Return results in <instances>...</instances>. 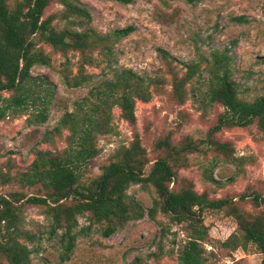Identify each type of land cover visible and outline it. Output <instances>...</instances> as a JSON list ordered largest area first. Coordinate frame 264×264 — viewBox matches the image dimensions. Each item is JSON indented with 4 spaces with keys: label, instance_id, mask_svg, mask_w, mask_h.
Returning a JSON list of instances; mask_svg holds the SVG:
<instances>
[{
    "label": "rangeland",
    "instance_id": "rangeland-1",
    "mask_svg": "<svg viewBox=\"0 0 264 264\" xmlns=\"http://www.w3.org/2000/svg\"><path fill=\"white\" fill-rule=\"evenodd\" d=\"M76 1L71 3L83 6L89 20L76 15L65 19L63 0H51L43 18L54 17L51 26L57 31L87 30L95 36L108 37L110 53L102 54L99 49L86 53L93 62L85 65L79 51L61 53L35 38L32 50L45 56L48 64L34 65L30 74L45 78L54 96L42 124H27L29 114L0 121V195L18 193L24 199L44 196L39 184L25 185L22 178L36 153L53 154L66 149L68 130H56L63 115L79 112L80 107L85 111L89 106L84 107L86 102L93 103L90 94L95 93L91 90L101 81L112 80L115 72L130 70L150 82L145 80L144 86L149 100L135 102L133 122L127 121L117 106L98 115L99 121L109 117L105 126L108 131L93 132L98 153L82 181L97 177L101 167L115 161L118 151L130 147L135 140L144 151L145 172L156 159L166 156L159 147L163 141L180 148L195 145V152L180 154L179 165L183 161L187 164L178 168L175 185L170 188L177 191L191 184L195 192H205L211 200L232 199L231 207L246 219L264 214L262 207L253 206L251 198L242 199L243 195L264 196V134L256 124L225 127L209 134L223 108L202 96L208 88L212 54L222 52L230 58L229 78L236 84L239 98L252 101L264 95V0H195L192 4L186 0H133L132 4ZM19 2L22 0H9L8 7L14 9ZM128 26L132 32L127 36H111ZM191 64L196 69L183 81L182 96L180 92L177 95L173 83L185 76ZM80 70L92 78L77 88L67 86L65 81H71ZM214 143L223 146L219 148ZM126 193L140 205L144 217L110 237H103L94 226L88 236L76 239L65 262L59 261V241L49 234L51 218L44 207L20 201L19 226L35 237L34 243H26L32 250L30 264H178V249L192 237L185 228L188 222L177 224L159 210L151 220L147 211L158 200L151 187L133 185ZM231 212L225 209L202 213L198 226L206 227L207 236L198 247L205 251V264H260L261 255L255 245L228 248L226 240L233 234L240 236ZM78 224L79 228L86 226V217H78ZM0 264H8L1 255Z\"/></svg>",
    "mask_w": 264,
    "mask_h": 264
},
{
    "label": "trees",
    "instance_id": "trees-1",
    "mask_svg": "<svg viewBox=\"0 0 264 264\" xmlns=\"http://www.w3.org/2000/svg\"><path fill=\"white\" fill-rule=\"evenodd\" d=\"M8 1L0 0V121L10 116L29 114L27 124H42L47 120L48 105L54 92L45 78L30 74L34 65L48 64L45 56L32 50L35 38L61 53L79 51L83 54L85 65L93 62L86 53L99 49L100 53L109 54L111 45L106 42L108 37L95 36L87 30L80 33L55 30L51 26L54 17L43 18L44 10L51 0H22L14 9L8 7ZM113 1L120 4L133 3V0ZM186 1L190 4L195 2ZM71 2L72 0H63L66 6L65 19L76 15L77 18L89 20L88 11ZM241 20L235 19L238 22ZM131 32L132 27L128 26L114 31L111 36L119 39ZM212 60L208 88L202 96L209 103L219 104L223 112L209 134L225 127L243 128L253 124L264 134V95L252 101L240 99L236 84L229 78L230 58L226 52L213 53ZM187 68L185 76L178 83H173V91L176 94L180 92L181 96L182 83L193 75L196 66L191 64ZM91 78L92 75H82L80 70L71 81H65V84L77 88ZM145 80L150 83L130 70L115 72L112 80L101 81L91 90L95 93L90 94L93 103L83 100L86 102L84 107L89 104L85 111L80 107L79 112L63 115L56 130L59 127L68 130L66 149L53 154L38 151L29 171L22 175L25 185L39 184L45 192L44 196L24 199L18 193L0 195V255L8 264L31 263L32 250L26 243H34L35 237L28 231H22L19 226L21 217L18 211L22 206L20 201L44 207L45 213L51 218L49 234L55 235L59 241V261L65 262L73 252L76 239L88 236L94 226L103 237H110L128 223L144 217L143 209L126 193L133 185L151 187L156 193L158 200L147 211L151 220H154V215L159 210L177 224L188 222L185 228L189 229L192 237L178 249V264L206 263L205 251L198 244L207 236V230L203 225L198 226V223L202 222L204 210L225 209L232 211L229 215H233L240 232V236L233 234L226 240L228 248L246 249L249 244L255 245L261 255L260 264H264V214L246 219L231 207L232 199L211 200L205 192H195L191 184L177 191L170 188V185H175L178 168L187 164L183 161L179 165L180 154L195 152V145L180 148L163 141L159 147L166 151V156L156 159L148 172H145L147 162L144 151L138 140H135L130 147L118 151L115 161L101 167L97 177L87 182L82 181L88 165L98 153L93 132L108 131L105 126L109 117L99 121L98 115L109 113L112 106H117L123 117L133 122L135 102L149 100V91L144 87ZM2 93H9V96L4 97ZM214 145L219 148L223 146L218 143ZM246 198H251L254 207L264 209V196H242V199ZM78 217H86L88 224L79 228ZM137 262L133 264H138Z\"/></svg>",
    "mask_w": 264,
    "mask_h": 264
}]
</instances>
